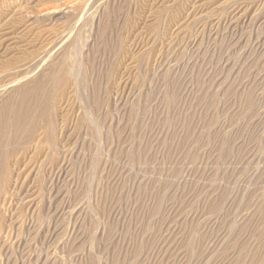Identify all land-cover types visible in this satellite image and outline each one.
Returning <instances> with one entry per match:
<instances>
[{"label": "rangeland", "instance_id": "374dc122", "mask_svg": "<svg viewBox=\"0 0 264 264\" xmlns=\"http://www.w3.org/2000/svg\"><path fill=\"white\" fill-rule=\"evenodd\" d=\"M24 111L0 264H264V0H0Z\"/></svg>", "mask_w": 264, "mask_h": 264}, {"label": "bare ground", "instance_id": "6f19581e", "mask_svg": "<svg viewBox=\"0 0 264 264\" xmlns=\"http://www.w3.org/2000/svg\"><path fill=\"white\" fill-rule=\"evenodd\" d=\"M24 113H25V111L23 113H21L19 115V117H18V120L21 123L15 122L13 120V117H11V118L9 117L10 121L2 120L3 118L0 119V237L1 238H2V235L4 234L2 231L6 228V227H3L1 225L2 221L5 220L3 215L1 214V206H2V201H3L4 197H5V195H7L8 189L11 187V185H10V177L11 176H9L10 175V166L11 165H9L7 159H8V157H10L9 155L12 153V149L11 148L15 149V147H13L14 146L13 143L9 142L10 143L9 145L5 144L7 142V140H8V138L6 139V142H4L3 141L4 137H3V133L2 132L3 131L5 132V129L8 128L9 131H10V136L9 137L12 139V141H13V137L16 138L19 134L20 135L18 137H20L21 135H24L25 133H26L25 137H30V133L24 130V128L26 129V127H24L25 126L24 122H25L26 119H30L31 116H30V113L29 114L28 113L24 114ZM6 121H8V122H6ZM26 123H27V121H26ZM4 136H5V133H4ZM19 139H21V138H19ZM11 157H12V154H11Z\"/></svg>", "mask_w": 264, "mask_h": 264}]
</instances>
